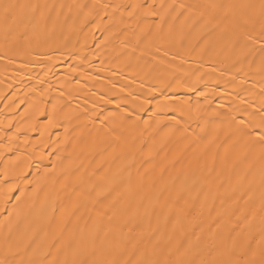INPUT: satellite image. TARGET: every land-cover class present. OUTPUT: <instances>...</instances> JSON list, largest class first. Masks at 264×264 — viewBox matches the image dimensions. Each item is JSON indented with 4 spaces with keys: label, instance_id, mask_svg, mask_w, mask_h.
<instances>
[{
    "label": "bare ground",
    "instance_id": "1",
    "mask_svg": "<svg viewBox=\"0 0 264 264\" xmlns=\"http://www.w3.org/2000/svg\"><path fill=\"white\" fill-rule=\"evenodd\" d=\"M261 137L264 0H0V264H264Z\"/></svg>",
    "mask_w": 264,
    "mask_h": 264
},
{
    "label": "snow or ice",
    "instance_id": "2",
    "mask_svg": "<svg viewBox=\"0 0 264 264\" xmlns=\"http://www.w3.org/2000/svg\"><path fill=\"white\" fill-rule=\"evenodd\" d=\"M12 7H14V6H12V5H6V6H5V11H6V13H8L9 10H10ZM261 139H264V137H261Z\"/></svg>",
    "mask_w": 264,
    "mask_h": 264
}]
</instances>
